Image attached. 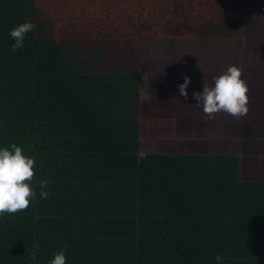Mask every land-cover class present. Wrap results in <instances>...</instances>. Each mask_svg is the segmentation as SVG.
<instances>
[{
    "label": "trees",
    "instance_id": "1",
    "mask_svg": "<svg viewBox=\"0 0 264 264\" xmlns=\"http://www.w3.org/2000/svg\"><path fill=\"white\" fill-rule=\"evenodd\" d=\"M243 10L244 0H0V146L35 158L37 191L0 217V264H47L62 247L66 264H215L217 254L264 264V179H241L238 138L165 152L148 146L142 122L160 112L142 101L150 70L168 89L184 76L211 86L235 55L249 100L264 98L262 48L234 47ZM25 21L35 28L12 52L9 30ZM175 42L184 48L167 52ZM189 45L200 48L192 62ZM164 54L179 66L166 69ZM253 105L243 118L264 117L263 100Z\"/></svg>",
    "mask_w": 264,
    "mask_h": 264
},
{
    "label": "rangeland",
    "instance_id": "2",
    "mask_svg": "<svg viewBox=\"0 0 264 264\" xmlns=\"http://www.w3.org/2000/svg\"><path fill=\"white\" fill-rule=\"evenodd\" d=\"M243 17L245 29L242 41L234 47H238L240 50L243 47H248L249 49L259 45L262 49L259 55L256 54V56L259 57L256 63V68L258 69L256 73L263 74L260 71L264 68V0H244ZM174 44L175 45H164V48L170 53H174L177 47L181 49L184 48V45L180 42H175ZM195 44L204 45L196 42ZM186 48L191 54L187 60L192 62L197 52H200V48H194V45H189ZM238 49L236 54H238ZM157 50L158 49H154V52H157ZM171 55H161V59L163 60L162 64L165 65L168 70H171L170 68L173 65L179 66L177 63V61H179L177 56ZM232 56L229 62H234L237 59L236 65L240 67L242 58H235V55ZM153 57H155V55L151 56L149 62L156 60L155 58L152 59ZM219 68L215 67L211 69V72L220 74L221 70ZM162 76V73L154 74L151 70L142 74L141 96L145 107L148 108L152 106L154 104L153 100H157L158 103L161 102L159 104L160 106L155 105V107L157 106L155 109L160 111L158 118L151 114L147 115V113H144L142 118V122L148 131L145 139H148L146 141H150L148 146L151 149L163 150L165 152H167L168 149L177 152L182 151V149L201 150L206 152L217 149L224 150V145L229 146V143L231 141L235 142L237 138L239 140V149H241L244 144L246 146V140L248 138L264 137V117H232L224 112H218L209 117L204 114L202 108L201 110L198 107L193 109L194 103H196V101L192 99V93L195 87L198 85L201 86L203 83L206 84L208 81H201L202 79H200V81L191 82L187 88L188 99L185 100L179 93L178 85L180 82L175 84L174 90H172V88L168 89L167 87H171V79L167 81L169 85H166ZM258 78L252 76L249 78V81H251L250 79H257L256 81H258ZM260 79H264V76H261ZM255 100L259 102L263 100L264 102L261 95L260 97H256ZM255 105H257V103H255ZM174 107H177V110H175ZM151 112L153 113V111ZM235 125L238 126L237 129H239L238 134ZM253 127L257 128L258 131L255 132L252 130ZM222 142H224L223 146L221 145ZM240 152L241 150H238V153Z\"/></svg>",
    "mask_w": 264,
    "mask_h": 264
},
{
    "label": "clouds",
    "instance_id": "3",
    "mask_svg": "<svg viewBox=\"0 0 264 264\" xmlns=\"http://www.w3.org/2000/svg\"><path fill=\"white\" fill-rule=\"evenodd\" d=\"M35 25L30 21L15 25L9 30L13 40L11 51L16 52L25 46L26 35L33 31ZM191 78L183 77L178 85L181 96L188 99L187 88ZM248 86L242 78V69L236 65L229 66L227 71L213 77L211 86L203 83L202 91H193L192 99L197 107H202L205 115L211 117L218 112H224L232 117H241L248 113ZM34 157L25 154V150L12 143L10 146H0V217L14 214L29 207L30 202L37 199V191L33 185ZM39 197L46 199L49 195L48 181L39 182ZM215 264H225L221 254L215 257ZM67 248L62 247L54 252L47 264H66Z\"/></svg>",
    "mask_w": 264,
    "mask_h": 264
},
{
    "label": "crops",
    "instance_id": "4",
    "mask_svg": "<svg viewBox=\"0 0 264 264\" xmlns=\"http://www.w3.org/2000/svg\"><path fill=\"white\" fill-rule=\"evenodd\" d=\"M155 101L156 100H154V102ZM160 103L161 102L157 103L156 105L160 106ZM253 103L254 99L248 100V113H251L252 109L254 108ZM188 107L190 108L189 105ZM252 130L255 132L258 131L257 128L254 127ZM246 141V146L244 144V146L239 149V151L241 150L239 153L241 179H264V137H250Z\"/></svg>",
    "mask_w": 264,
    "mask_h": 264
}]
</instances>
